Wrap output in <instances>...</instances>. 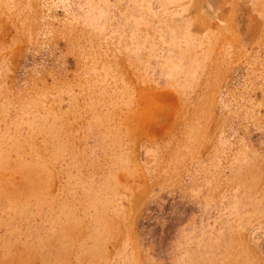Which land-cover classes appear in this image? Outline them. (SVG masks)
<instances>
[{"label": "rangeland", "instance_id": "rangeland-1", "mask_svg": "<svg viewBox=\"0 0 264 264\" xmlns=\"http://www.w3.org/2000/svg\"><path fill=\"white\" fill-rule=\"evenodd\" d=\"M0 264H264V0H0Z\"/></svg>", "mask_w": 264, "mask_h": 264}]
</instances>
